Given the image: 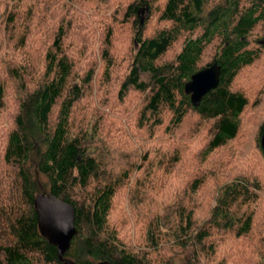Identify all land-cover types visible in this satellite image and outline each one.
Returning <instances> with one entry per match:
<instances>
[{
    "label": "trees",
    "instance_id": "16d2710c",
    "mask_svg": "<svg viewBox=\"0 0 264 264\" xmlns=\"http://www.w3.org/2000/svg\"><path fill=\"white\" fill-rule=\"evenodd\" d=\"M112 1L0 0V6L12 3L0 11V133L6 131L7 170L3 177L0 168V264H64L41 234L34 206L37 194L49 192L76 208L78 233L66 256L78 264H233L255 231L264 193L256 173L237 169L241 155L226 151L241 135L250 104L235 83L262 59L250 35L264 23V0H126L121 20L136 28L133 48L127 71L115 81L116 97L106 103L123 105L142 94L135 126L150 139L140 151L127 148L131 140L121 126H104L95 112L89 120L79 118L98 74L97 66L77 65L92 55L88 44L84 55L71 50L68 41L77 31L71 13L81 3L106 7ZM142 9L156 11L159 24L149 33ZM102 24L97 56L108 84L116 66L115 27ZM180 40L179 51L165 59ZM216 42L212 60L203 63ZM214 62L221 66L219 85L195 106L185 84ZM9 93L16 111L11 126L1 129ZM192 119L196 128L182 133ZM263 131L264 122L255 137L264 157ZM173 178L182 186L169 188ZM209 187L212 195L205 197ZM122 196L134 219L153 217L143 246L131 245L112 223ZM255 244L262 259L250 264H264V234Z\"/></svg>",
    "mask_w": 264,
    "mask_h": 264
},
{
    "label": "rangeland",
    "instance_id": "374dc122",
    "mask_svg": "<svg viewBox=\"0 0 264 264\" xmlns=\"http://www.w3.org/2000/svg\"><path fill=\"white\" fill-rule=\"evenodd\" d=\"M125 2L126 0H113L111 4L106 5V7L96 2L81 3L74 6L75 15L73 13H71V15L73 16V28H76L77 31L71 36L68 44L71 50H80L83 52V55L86 53V50H89L87 48L88 44V47L91 48V55L93 56V58L92 56L90 58L91 62L85 63L86 60H77V65L81 63L82 65L90 64V66H97V80L88 98L81 104L80 110L78 111L80 112L79 118L85 117L89 120L95 115V112L96 116L97 114L102 116L103 124H105L104 126H112L113 129L117 126H121L124 128L123 130L128 133L131 140V142H127V148L140 151L150 139L147 131H137V127L135 126L137 112L143 100L142 94L134 93L123 105H118L114 102V104L110 106L106 103L113 101L116 97L115 81H118L122 73L124 72L125 74L127 71V69L125 70V66L129 62L130 53L133 48V37L136 28L131 23H126L121 20V10ZM9 8H12L11 2H8L6 7L0 6V11L9 10ZM116 10L119 11L117 12ZM140 18H142L143 22L147 21L148 33L159 24L155 9L152 11L142 9ZM102 23L106 26L113 25L115 27L114 53L116 57V66L112 75L114 80L108 84L101 78V71L99 70L100 58L97 56L100 52L104 37ZM261 40L263 43H260ZM181 44L182 40L167 53L165 59H172L179 51ZM250 46L251 48L260 49L263 55L262 59L258 61L255 66L245 69L235 83L236 89L243 90L250 97V104L242 117L243 129L241 135L234 143L227 147L226 151L228 155L232 153L240 154L241 157H237L235 161L237 169L243 170L247 167L248 172L256 173L264 185V157L261 155L255 141L257 130L261 123L264 122V23L259 24L250 35ZM218 48L219 43L217 42L209 47L203 57V63L210 62ZM5 79L6 82L9 81V79ZM15 111L16 102L14 96L9 93L6 108L2 112L1 129L11 126ZM196 124L195 119H192L182 130V133L188 135L190 131L196 128ZM5 132L6 131L0 133V168L3 172V177L4 172L7 171L3 163ZM157 133L158 131L155 135H157ZM163 138L164 134L159 133L158 139L162 140ZM182 183L183 181L181 178L167 180V184L171 189L182 186ZM212 190L213 187L206 189L204 196L211 197ZM160 195L156 197L161 199ZM257 211L258 218L255 231L251 235L250 240L241 247L233 264H250L262 259L257 256L259 247L255 242L259 238L261 239L264 234V193ZM134 215L136 214L129 205V199L122 196V198L118 200L111 218L116 228H119L123 232V236L127 237V240L132 242L131 245L140 247L146 243L144 240V231L153 217L150 215L143 219L136 216L135 220Z\"/></svg>",
    "mask_w": 264,
    "mask_h": 264
},
{
    "label": "water",
    "instance_id": "95a60500",
    "mask_svg": "<svg viewBox=\"0 0 264 264\" xmlns=\"http://www.w3.org/2000/svg\"><path fill=\"white\" fill-rule=\"evenodd\" d=\"M220 75L221 66L217 62L192 74L190 80L185 84V91L190 95L193 105L198 106L206 94L217 88ZM261 146L264 149V131L261 136ZM34 206L40 232L50 244L57 247L59 260L64 264H78L66 256L74 236L78 233L75 224L76 208L74 204L49 192L37 194ZM97 264L109 263L103 261Z\"/></svg>",
    "mask_w": 264,
    "mask_h": 264
}]
</instances>
